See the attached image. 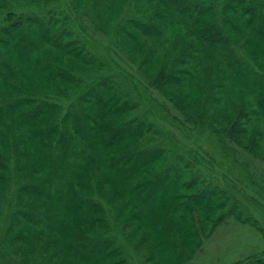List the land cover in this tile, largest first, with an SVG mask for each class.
<instances>
[{
  "label": "rangeland",
  "instance_id": "rangeland-1",
  "mask_svg": "<svg viewBox=\"0 0 264 264\" xmlns=\"http://www.w3.org/2000/svg\"><path fill=\"white\" fill-rule=\"evenodd\" d=\"M11 20L0 264H264V0H0V32ZM209 23L229 30V53L202 39ZM130 124L136 136L114 138ZM55 125L57 147L38 134ZM62 128L75 156L58 155ZM205 190L210 205L184 211Z\"/></svg>",
  "mask_w": 264,
  "mask_h": 264
},
{
  "label": "trees",
  "instance_id": "trees-1",
  "mask_svg": "<svg viewBox=\"0 0 264 264\" xmlns=\"http://www.w3.org/2000/svg\"><path fill=\"white\" fill-rule=\"evenodd\" d=\"M225 5V4H224ZM222 7H223V5H222ZM256 8V7H255ZM254 8V9H255ZM184 12H186L185 10H184ZM192 12V13H191ZM190 15L188 16V22L191 24V25H195V23H196V21H197V19H196V21H195V17H197L198 15H201L202 13H203V11H200L199 9H198V7L196 6V7H194V9H192L191 11H190ZM253 14H254V18H255V20L256 19H259V14L256 12V9H255V11L253 10ZM13 17V13L12 12H9L8 14H7V19L9 18V19H11ZM50 18V17H49ZM42 19L43 18H39V17H29V18H25V22L28 24V25H31V23L30 22H33L34 24H37V25H39L41 22H42ZM131 20H133V21H135L134 19H131ZM132 22V21H131ZM137 22H139L140 24H141V21H139V20H137ZM22 22L21 21H18V20H11V21H9L8 23H7V25H5V28H2L1 29V32L0 33H7L8 35H9V33H8V31L7 30H9V29H11V28H14V27H18V25L19 26H21L20 24H21ZM44 23V22H43ZM133 23H135V22H133ZM138 23V24H139ZM143 24V23H142ZM198 25V24H197ZM142 27V26H141ZM144 27H145V25H144ZM144 27H142V28H144ZM208 27H213L212 29L214 30L213 32L214 33H212L211 34V32H209L208 31ZM204 28V30H201L200 29V32H201V37H202V39L203 40H206L212 47H214L216 44H217V42H220V43H222L221 41H223V42H226L228 45H229V47L227 46V48L225 49V51L224 52H228L229 53V48L231 49V43H233V41H232V39L231 38H229L228 36V34H229V30H226L225 28L226 27H223L222 25H220V26H218V25H216V24H214V23H209L206 27H203ZM147 29V28H146ZM151 29V28H150ZM150 29H147V30H150ZM153 30V29H152ZM234 30V29H233ZM239 30V29H238ZM243 31H241V30H239V31H237V33L236 34H240V36H241V41L243 42L242 43V45L244 46V47H246V49H247V45H249V43H251V41L252 42H254V36L253 35H249V32H245V30L244 29H242ZM234 32H235V30H234ZM233 32V33H234ZM242 33H244L245 35H248L249 36V38H245L244 37V34H242ZM130 36H132V34L130 33L129 34ZM22 36V35H21ZM24 36V35H23ZM70 37L71 35L69 34V33H66V31L65 30H61V33H60V35H59V37ZM59 37H57V39H59ZM29 40H31L32 39V37H29L28 38ZM27 39V40H28ZM250 39V40H249ZM22 41H23V39H22ZM68 41H70V42H68V44L70 45V46H73L74 44L73 43H75L72 39H68ZM256 42V41H255ZM28 44H30V43H28ZM28 44H27V46H28ZM25 46L23 45V48H24ZM224 52L222 53V55L224 54ZM225 56V55H224ZM227 56V55H226ZM5 57V56H4ZM1 54H0V78L4 75V74H7L11 69H13V67L11 66V60L10 59H3L4 58ZM229 58L230 57H225V59L226 60H229ZM231 59V58H230ZM56 72H58V70L57 69H59V68H53ZM61 70V69H60ZM63 70V69H62ZM60 75V74H59ZM260 88H261V90H262V92H261V94H264L263 92H264V85H262V86H260ZM41 103V102H40ZM43 103H46V102H43ZM41 105H42V103H41ZM122 106H126V104H123ZM15 107V106H14ZM12 108V111L15 109V108ZM2 108H0V110H1ZM108 110V109H107ZM34 111H32V113H33ZM26 116H28L29 118L28 119H32V118H30V116L26 113ZM25 117V116H24ZM45 120H47V118H44ZM44 119H41L40 121H38V123H43V122H45L44 121ZM50 119V118H49ZM93 121H95V120H93ZM75 123L76 124H73V132H75L76 134H78L79 136H81V138H82V140L83 141H81V142H83V143H85L84 142V140H86L88 137H89V135H88V130H89V128H88V125H89V121H87L86 119L84 120V119H76V121H75ZM95 123V122H94ZM139 124V123H138ZM138 124H135L136 126L138 125ZM28 126H29V124H27ZM132 127L129 129V128H125V127H123L122 129H120L119 127L118 128H116V129H114L113 130V134H114V138L115 139H117V140H119V138H123L124 136H128V137H132V136H136L137 134H135L136 133V131H135V129L137 128L136 126H134V125H132V124H130ZM235 125V124H234ZM27 126V127H28ZM142 126L143 127H145L144 126V124L142 123ZM124 129H126V130H124ZM151 129H153V126H151V127H149L148 126V124L146 125V127H145V131H147V130H151ZM116 130V131H115ZM39 131V130H38ZM37 131V132H38ZM36 132V133H37ZM58 132H59V129H58V125H55V127H48L47 129H45V131H42V132H38V134H40V135H42L43 133H45L46 134V141H49V143H50V145H51V142H52V140L54 139V136L55 135H57L58 136ZM142 131L141 130H139V133H141ZM138 133V134H139ZM143 133V132H142ZM67 133L65 132V129L63 130V128H62V130H61V132H60V135H59V139H58V141H57V144H58V147H59V149H60V152L58 153V155L61 153V151H63V149H67V155H72V156H75L76 155V152H77V149L79 148L78 146L79 145H81V142H80V144L79 143H76V144H70L69 143V138L67 137V135H66ZM34 137L36 138L37 137V135H34ZM33 138V137H32ZM53 138V139H52ZM45 140L42 142H37V146H38V148H40L39 146L40 145H42V146H46L47 147V145H45L44 144V142H45ZM56 140L57 139H54V142H53V146H55V147H57L56 145H55V142H56ZM51 141V142H50ZM83 145V144H82ZM37 148V147H36ZM48 149H49V147H47ZM129 156H131V155H129ZM133 156V155H132ZM50 158H52V157H50ZM49 158V159H50ZM119 158V157H118ZM119 159H121V158H119ZM137 159H139V158H137ZM136 159V160H137ZM52 160V159H51ZM53 161H57V159H54L53 158ZM122 161V160H121ZM126 163L127 162H124V165H126ZM4 165L0 162V167H3ZM189 182V181H188ZM36 187V186H35ZM35 187H33L32 185H27V187H23L22 188V190H20V193H22V194H29V195H32V196H38V197H40V198H46L47 196L46 195H43L42 194V192L44 191V189L43 188H41V189H39V188H35ZM204 186H202V188H203ZM132 188H135V187H132ZM45 192V191H44ZM213 193H216V192H209V190H205L203 193H199V192H195V197L193 196V197H190L189 198V202H191V204L189 205V204H187V205H185L184 206V211L185 210H190V211H195L196 213H197V211H196V209L198 208V207H200V205L201 206H204V207H208L210 204H209V198L211 197V195L213 194ZM206 196H207V199H206ZM204 198H205V200H204ZM20 214V216H27V215H29V213H26V212H24V213H22V212H20L19 213ZM28 218H29V216H28ZM37 219H39V218H37ZM45 219V218H44ZM16 220L17 219H15L14 221L16 222ZM112 251V250H111Z\"/></svg>",
  "mask_w": 264,
  "mask_h": 264
}]
</instances>
